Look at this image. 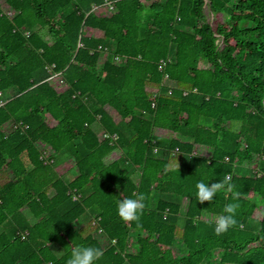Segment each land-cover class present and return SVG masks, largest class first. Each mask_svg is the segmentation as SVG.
Here are the masks:
<instances>
[{
  "label": "trees",
  "instance_id": "1",
  "mask_svg": "<svg viewBox=\"0 0 264 264\" xmlns=\"http://www.w3.org/2000/svg\"><path fill=\"white\" fill-rule=\"evenodd\" d=\"M0 102V264H264V0H0Z\"/></svg>",
  "mask_w": 264,
  "mask_h": 264
},
{
  "label": "clouds",
  "instance_id": "2",
  "mask_svg": "<svg viewBox=\"0 0 264 264\" xmlns=\"http://www.w3.org/2000/svg\"><path fill=\"white\" fill-rule=\"evenodd\" d=\"M159 149L155 150L158 154ZM204 152L196 153L199 156ZM171 170H178L179 164L175 157V163L169 166ZM231 175L226 174L222 180L213 182L211 184L204 181H198L195 185L197 192L196 198L200 204L211 203L218 192L231 193L234 200L239 199V194L235 190V185L231 182ZM147 197L143 193L135 194V198H125L120 200L117 204V214L125 223L136 222L140 226L141 216L146 209ZM239 203H229L224 207V214L218 215L215 220L214 232L217 236L223 235L229 229L238 225L236 219L237 210L240 208ZM103 249L92 246H75L71 249L70 258L66 264H96L103 257Z\"/></svg>",
  "mask_w": 264,
  "mask_h": 264
},
{
  "label": "rangeland",
  "instance_id": "3",
  "mask_svg": "<svg viewBox=\"0 0 264 264\" xmlns=\"http://www.w3.org/2000/svg\"><path fill=\"white\" fill-rule=\"evenodd\" d=\"M206 2L208 1V0H205ZM205 14H206V17L208 18V19H212L213 18V15H212V13L209 11V9L208 8H205ZM220 17V20H222L223 19V16L222 15H220L219 16ZM104 59V56H102V60ZM197 151L198 152H204L205 153V150L203 149V148H201V147H197Z\"/></svg>",
  "mask_w": 264,
  "mask_h": 264
},
{
  "label": "built area",
  "instance_id": "4",
  "mask_svg": "<svg viewBox=\"0 0 264 264\" xmlns=\"http://www.w3.org/2000/svg\"><path fill=\"white\" fill-rule=\"evenodd\" d=\"M4 11H5V13L8 14L9 16H12V15H13L12 11H11L9 8H4ZM0 103L2 104L3 102H0ZM24 237H25V234L22 235V238H24Z\"/></svg>",
  "mask_w": 264,
  "mask_h": 264
}]
</instances>
